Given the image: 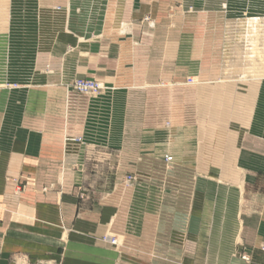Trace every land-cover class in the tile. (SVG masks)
Returning <instances> with one entry per match:
<instances>
[{
  "label": "crops",
  "instance_id": "crops-1",
  "mask_svg": "<svg viewBox=\"0 0 264 264\" xmlns=\"http://www.w3.org/2000/svg\"><path fill=\"white\" fill-rule=\"evenodd\" d=\"M229 2L0 0V264H264V76L219 79Z\"/></svg>",
  "mask_w": 264,
  "mask_h": 264
},
{
  "label": "rangeland",
  "instance_id": "rangeland-1",
  "mask_svg": "<svg viewBox=\"0 0 264 264\" xmlns=\"http://www.w3.org/2000/svg\"><path fill=\"white\" fill-rule=\"evenodd\" d=\"M229 8V17L227 21L222 25V32L224 33V46L223 54L221 55V62H223L222 70H220L219 79L234 82L231 83L234 87V90H239L238 92L243 93L246 87L249 86L248 93L255 87V79L251 78L250 74H246L248 69L261 71V75L258 79L264 76V0H230ZM14 19V17H12ZM13 19H10L12 21ZM256 20L257 24V36L253 39V47L251 48L249 44L245 42V36L247 28L246 21ZM143 23L148 27L153 26V23L150 22L149 17L144 18ZM13 29V26L16 25L15 21L7 22V27ZM22 22H18V25H21ZM2 25V23H0ZM25 25L30 26V23H25ZM261 56L263 58H261ZM249 57H252L249 60ZM263 64V66H262ZM254 68V69H253ZM243 75V81L240 82L238 76ZM188 83L196 82L197 80H186ZM241 89H240V88ZM239 88V89H238ZM226 105V104H225ZM224 103L219 104L215 103L216 108L222 110L225 107ZM229 104L227 103V106ZM218 109V110H220ZM110 238L116 241L117 244L110 245L115 248L119 247V242L121 241L120 237L111 234H105L103 238ZM102 238V239H103Z\"/></svg>",
  "mask_w": 264,
  "mask_h": 264
},
{
  "label": "built area",
  "instance_id": "built-area-1",
  "mask_svg": "<svg viewBox=\"0 0 264 264\" xmlns=\"http://www.w3.org/2000/svg\"><path fill=\"white\" fill-rule=\"evenodd\" d=\"M71 89L76 94L83 95V96H97L105 90L104 86H102L101 83L94 81V80H89V79L75 80L71 85ZM163 161L165 164L169 165L172 162V157L165 156L163 158ZM124 182L126 185H132L133 183H136L134 175L133 174L126 175ZM102 241L109 243L110 245L116 244L115 240L106 238V237H104ZM261 250L264 251V245L261 247ZM242 259L246 262L249 261V258L247 256H243Z\"/></svg>",
  "mask_w": 264,
  "mask_h": 264
},
{
  "label": "bare ground",
  "instance_id": "bare-ground-1",
  "mask_svg": "<svg viewBox=\"0 0 264 264\" xmlns=\"http://www.w3.org/2000/svg\"><path fill=\"white\" fill-rule=\"evenodd\" d=\"M245 23H246L245 27L247 28V31H246L247 34H246L244 39H245V42L250 45V47L251 46L253 47V39L256 38V36H257L256 20H248ZM261 58H263V57L261 56ZM251 59H252V57H249V60H251ZM262 66H263V64H262ZM258 69L257 70L255 69L253 71H252V69H248L246 74H250L251 78L258 79L260 76H262L261 75L262 72L258 71ZM243 78L245 79L246 77H243V75H240V77L238 76L239 80H242Z\"/></svg>",
  "mask_w": 264,
  "mask_h": 264
}]
</instances>
